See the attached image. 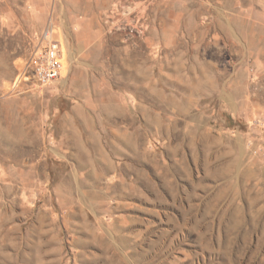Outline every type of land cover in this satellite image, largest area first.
I'll list each match as a JSON object with an SVG mask.
<instances>
[{"label": "rangeland", "instance_id": "obj_1", "mask_svg": "<svg viewBox=\"0 0 264 264\" xmlns=\"http://www.w3.org/2000/svg\"><path fill=\"white\" fill-rule=\"evenodd\" d=\"M0 264H264V0H0Z\"/></svg>", "mask_w": 264, "mask_h": 264}, {"label": "built area", "instance_id": "obj_2", "mask_svg": "<svg viewBox=\"0 0 264 264\" xmlns=\"http://www.w3.org/2000/svg\"><path fill=\"white\" fill-rule=\"evenodd\" d=\"M62 43L54 36L53 29H47L42 43L35 46L18 70L15 82L31 77L38 83H47L62 73Z\"/></svg>", "mask_w": 264, "mask_h": 264}, {"label": "trees", "instance_id": "obj_3", "mask_svg": "<svg viewBox=\"0 0 264 264\" xmlns=\"http://www.w3.org/2000/svg\"><path fill=\"white\" fill-rule=\"evenodd\" d=\"M231 121V120H230Z\"/></svg>", "mask_w": 264, "mask_h": 264}]
</instances>
